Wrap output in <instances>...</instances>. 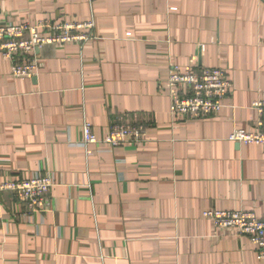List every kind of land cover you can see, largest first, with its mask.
Returning <instances> with one entry per match:
<instances>
[{
    "label": "crops",
    "instance_id": "crops-1",
    "mask_svg": "<svg viewBox=\"0 0 264 264\" xmlns=\"http://www.w3.org/2000/svg\"><path fill=\"white\" fill-rule=\"evenodd\" d=\"M94 22L96 40L45 46L13 78L0 56V187L49 174L46 213L0 188V264H264L207 209L264 220V147L228 140L264 100V0H0V26ZM171 66L221 68L231 91L218 115L171 120ZM119 119L145 141L83 148Z\"/></svg>",
    "mask_w": 264,
    "mask_h": 264
},
{
    "label": "built area",
    "instance_id": "built-area-1",
    "mask_svg": "<svg viewBox=\"0 0 264 264\" xmlns=\"http://www.w3.org/2000/svg\"><path fill=\"white\" fill-rule=\"evenodd\" d=\"M94 22L72 21L69 23L37 24L27 22L0 26V56L10 65L13 78H28L37 72L38 59L35 55L45 46L64 47L76 45L80 49L96 40ZM171 120H205L220 112L224 100L231 91V82L221 68L190 69L180 71L171 66L166 78ZM255 120L250 128H237L228 137L230 142L264 147V100H256L251 106ZM146 126L129 120L119 119L98 137L91 125L83 120L79 145L86 148L95 145L108 151L125 146H136L145 141ZM53 186L49 174L35 175L29 179L15 180L1 185L27 207L30 213H46L50 208L48 192ZM202 218L208 220L215 230L236 231L253 247L258 261L264 262V220L246 211H221L207 209Z\"/></svg>",
    "mask_w": 264,
    "mask_h": 264
}]
</instances>
